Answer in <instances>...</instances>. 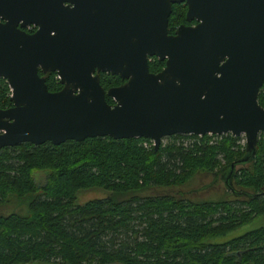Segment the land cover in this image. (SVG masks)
I'll return each instance as SVG.
<instances>
[{
  "label": "water",
  "instance_id": "95a60500",
  "mask_svg": "<svg viewBox=\"0 0 264 264\" xmlns=\"http://www.w3.org/2000/svg\"><path fill=\"white\" fill-rule=\"evenodd\" d=\"M177 1L0 0V77L11 102L0 108V149L104 136L147 138L156 149L175 134H242L244 154L210 176L250 196L232 177L264 131V0H186V16L196 10L201 22L170 35ZM19 20L38 29L26 34ZM150 57L163 61L157 72ZM38 68L60 88L48 91ZM99 72L123 81L104 89Z\"/></svg>",
  "mask_w": 264,
  "mask_h": 264
},
{
  "label": "trees",
  "instance_id": "16d2710c",
  "mask_svg": "<svg viewBox=\"0 0 264 264\" xmlns=\"http://www.w3.org/2000/svg\"><path fill=\"white\" fill-rule=\"evenodd\" d=\"M162 66L154 57L147 62L150 72ZM98 78L104 89L123 81L103 72ZM45 85L50 92L61 86L54 72ZM9 95L0 78V108L11 105ZM257 102L264 107L260 95ZM164 139L156 149L147 138L108 136L1 148L0 264H264V226L211 241L264 214L263 141L257 138L252 160L236 165L232 177L234 190L250 196L226 190L194 198L168 190L239 159V136ZM36 171L45 173L42 182ZM91 188L105 195L74 203Z\"/></svg>",
  "mask_w": 264,
  "mask_h": 264
},
{
  "label": "rangeland",
  "instance_id": "374dc122",
  "mask_svg": "<svg viewBox=\"0 0 264 264\" xmlns=\"http://www.w3.org/2000/svg\"><path fill=\"white\" fill-rule=\"evenodd\" d=\"M239 146H244V137L242 134L238 135ZM261 139L264 143V131H261L257 135V138ZM213 139V138H212ZM161 141L165 142L164 137L161 138ZM45 173L43 171H36L33 174V177L36 181L42 182L43 176ZM214 182V183H211ZM209 184V185H208ZM179 194L194 197V198H206V197H220L223 196L226 192V188L220 178H216L213 181V177L207 174L198 173L186 184L179 188H173L168 190L169 192H177ZM105 195V192L100 188H91L86 190H79L75 196V204H82L90 199L100 198ZM264 226V214H259L252 218L249 222L240 225L239 227L227 232L223 236L215 237L211 241L221 242L224 239H229L233 236H237L251 229Z\"/></svg>",
  "mask_w": 264,
  "mask_h": 264
},
{
  "label": "flooded vegetation",
  "instance_id": "af4514ba",
  "mask_svg": "<svg viewBox=\"0 0 264 264\" xmlns=\"http://www.w3.org/2000/svg\"><path fill=\"white\" fill-rule=\"evenodd\" d=\"M45 2H46V0H45ZM174 8H177L175 10V20L173 21L172 28H168V26L166 27L168 34L174 35L175 30L178 29L181 26L195 28L201 22V19H198V17L196 16V13H197L196 10H192V12H190V15L186 16V10H187V2H186V0H181V1H177V2L172 3L171 4L170 14L173 12ZM170 14H169V16H170ZM169 16H168V19H169ZM168 19H167V24H168ZM21 20H19L17 22V24H16V28L18 30H20V31H22V32H24L26 34H33L38 29V26H37V24L34 21L32 23H28V24H25V25H20ZM5 22H6L5 19H0V23H5ZM148 60H149V58H148ZM161 62H163V61H161ZM37 71H38V74L40 76L44 77V80H45L46 74L50 73V71H46L45 73H42L39 68H38ZM262 86H264V81H263L262 85L259 87V89ZM257 98H258V94H257ZM212 183H214V182H212ZM180 195H182V194H180ZM224 195L225 194H223V196Z\"/></svg>",
  "mask_w": 264,
  "mask_h": 264
},
{
  "label": "built area",
  "instance_id": "2783aa9c",
  "mask_svg": "<svg viewBox=\"0 0 264 264\" xmlns=\"http://www.w3.org/2000/svg\"><path fill=\"white\" fill-rule=\"evenodd\" d=\"M57 77V76H56ZM258 95H260L263 99H264V86H262L259 91H258ZM201 136V135H198ZM151 141V140H150ZM152 144V141H151Z\"/></svg>",
  "mask_w": 264,
  "mask_h": 264
}]
</instances>
